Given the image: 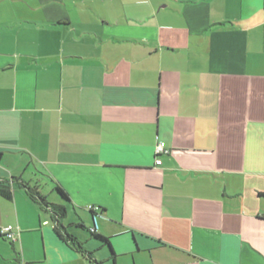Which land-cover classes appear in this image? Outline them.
<instances>
[{
	"label": "crops",
	"instance_id": "1",
	"mask_svg": "<svg viewBox=\"0 0 264 264\" xmlns=\"http://www.w3.org/2000/svg\"><path fill=\"white\" fill-rule=\"evenodd\" d=\"M0 154L98 262L70 229L112 264H264V0H0ZM12 192L0 264H91Z\"/></svg>",
	"mask_w": 264,
	"mask_h": 264
},
{
	"label": "trees",
	"instance_id": "2",
	"mask_svg": "<svg viewBox=\"0 0 264 264\" xmlns=\"http://www.w3.org/2000/svg\"><path fill=\"white\" fill-rule=\"evenodd\" d=\"M1 159V154H0ZM15 185H20V187L24 190L26 196L30 199L31 202L36 204L40 207V209L49 215L51 221L54 224L53 233L61 241L63 244H66L71 249L83 254V256L91 263V264H105L103 262H98L93 258V254L91 252H87L84 249L82 242H80L76 237L71 234H67L65 230V226L63 225L64 220L66 219V209L65 206L62 204L50 203L48 198L42 195L37 187L29 186L28 183L23 182L20 178H11L10 181L0 180V197L5 200H10L12 198V191ZM53 192L58 196V198L63 202H69V198L67 194L58 186L56 185L53 188ZM76 227L87 230L84 228L83 225L78 224ZM62 232H61V231ZM87 233L90 235L91 238L98 241L101 245L106 246L110 252V260L109 262H113L114 254L111 249L109 239L103 237L95 232H90L87 230ZM0 236H2L0 234Z\"/></svg>",
	"mask_w": 264,
	"mask_h": 264
},
{
	"label": "rangeland",
	"instance_id": "3",
	"mask_svg": "<svg viewBox=\"0 0 264 264\" xmlns=\"http://www.w3.org/2000/svg\"><path fill=\"white\" fill-rule=\"evenodd\" d=\"M49 187H50V184L48 182H42V180H41V182H40V190L42 191V193L44 195H50V188ZM52 197L53 196L48 197V200L50 202L53 201V198ZM77 214L79 215V212L78 211H77ZM72 217H73V219H75L76 221H78L77 218H76V216L73 215V214H71V216L68 215L66 217V219L64 220V224H67L68 223V219H72ZM44 219H46V218H44ZM85 221H87L85 223H86V226H88L89 225L88 220H85ZM70 230H73V232H76V233H79V234H82V233L87 234V230H83V229H80L78 227H74L73 229H70ZM12 243L13 242H11L10 240H8L6 237L3 238V239L0 238V260L7 259L8 254H9V252L11 250Z\"/></svg>",
	"mask_w": 264,
	"mask_h": 264
},
{
	"label": "built area",
	"instance_id": "4",
	"mask_svg": "<svg viewBox=\"0 0 264 264\" xmlns=\"http://www.w3.org/2000/svg\"><path fill=\"white\" fill-rule=\"evenodd\" d=\"M168 152L165 150V143L162 141H158L157 145L155 147V155L159 156L162 154H167ZM161 164L160 160H156L155 161V165L158 166ZM87 210L91 211V212H95L97 210V208L93 207V206H89L87 207ZM46 224V223H45ZM91 232L94 231V229H90ZM0 234L5 238H7L8 240H10L11 242H15L16 241V237H15V233L13 231V228L8 226L5 228H1L0 229Z\"/></svg>",
	"mask_w": 264,
	"mask_h": 264
}]
</instances>
